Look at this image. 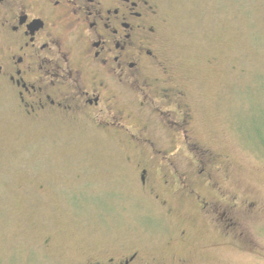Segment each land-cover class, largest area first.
Masks as SVG:
<instances>
[{"label": "rangeland", "instance_id": "rangeland-1", "mask_svg": "<svg viewBox=\"0 0 264 264\" xmlns=\"http://www.w3.org/2000/svg\"><path fill=\"white\" fill-rule=\"evenodd\" d=\"M161 12L165 62L188 95L196 143L222 166L238 213L256 205L238 220L239 239L217 235L194 198L163 210L139 186L126 138L84 119H30L0 86V264L136 251L153 264H264V0H162Z\"/></svg>", "mask_w": 264, "mask_h": 264}, {"label": "flooded vegetation", "instance_id": "flooded-vegetation-1", "mask_svg": "<svg viewBox=\"0 0 264 264\" xmlns=\"http://www.w3.org/2000/svg\"><path fill=\"white\" fill-rule=\"evenodd\" d=\"M161 7L162 0H0V86L30 119H84L126 138L137 149L143 192L167 212L178 196L194 198L217 235L236 239L238 220L256 205L238 213L222 166L196 143L188 95L165 62ZM162 135L181 145H156ZM88 264L153 262L136 251Z\"/></svg>", "mask_w": 264, "mask_h": 264}]
</instances>
